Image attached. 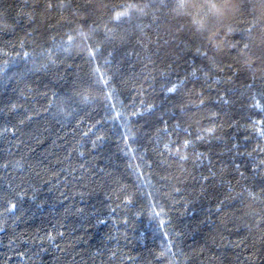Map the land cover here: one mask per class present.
Listing matches in <instances>:
<instances>
[{
    "label": "trees",
    "instance_id": "obj_1",
    "mask_svg": "<svg viewBox=\"0 0 264 264\" xmlns=\"http://www.w3.org/2000/svg\"><path fill=\"white\" fill-rule=\"evenodd\" d=\"M57 3L72 6L58 8ZM114 7L125 14L119 22L113 19ZM12 26L15 31H7ZM0 27L5 29L0 33V264H264V168L259 167L264 139L258 131L264 98L253 99L243 86L246 76H264V0H0ZM157 35L162 38L160 56L152 58L172 63L179 56L172 69L188 81L182 98L173 102L185 105L175 115L190 126L191 135H179L195 140L200 129L215 126V135L195 149L180 147L190 157L194 151L205 153L203 164L170 158L164 148L168 136L154 137L153 125L162 127L155 122L159 109L131 119L135 136L127 144L120 138L121 118L139 109L141 100L157 103L161 98L165 81L159 74L151 90H142L149 88L142 67L146 54L133 49L136 40L155 43ZM53 36L57 44L65 37L71 50H56ZM90 40L104 49L94 61L86 50ZM181 41L192 47L181 52ZM206 42L209 57L220 64L219 71L209 73L211 80L200 71L208 70V60L194 52L195 44ZM245 43L250 47L243 48ZM42 48L53 49L57 61L48 71L40 69ZM90 63L105 78L116 75L115 111L105 113L99 104L83 102L75 118L57 123L44 111L50 102L59 103L53 93L87 74ZM226 65L241 71L229 85L235 90L228 97L231 103L195 107L199 92L205 100H217L223 85L216 77L231 76ZM88 91L92 97L103 95ZM9 100L20 109L7 112ZM33 111L40 115L26 121L23 131L39 129L38 141L2 131ZM233 144L239 149L228 151ZM234 165H240L243 176ZM210 168L217 179L204 184L200 176L210 175ZM20 192L24 195L15 199ZM9 199L17 204L14 211L7 210ZM218 200L225 201L223 212L216 211ZM97 217L104 223H97Z\"/></svg>",
    "mask_w": 264,
    "mask_h": 264
},
{
    "label": "snow or ice",
    "instance_id": "obj_2",
    "mask_svg": "<svg viewBox=\"0 0 264 264\" xmlns=\"http://www.w3.org/2000/svg\"><path fill=\"white\" fill-rule=\"evenodd\" d=\"M37 5L33 4L32 7H36ZM54 5L49 3L48 7L51 8ZM58 8H64V7H71V4H64V3H57L55 5ZM87 6V5H84ZM124 7V6H120ZM117 7L113 8V11H115ZM124 13L120 11H115V16L113 19L116 22H119L122 18H124ZM19 14L17 15V17ZM29 21L34 24L35 21L32 19L31 15L28 16ZM19 22L17 18V23ZM65 23H69V21H65ZM5 29L3 27H0V33H4ZM7 31L14 32L15 26H12L11 28H8ZM110 31V29H105V37H107V33ZM231 31V29H229ZM29 35H32L33 33H28ZM65 37L68 41H71L72 37L70 33H65ZM64 38H61L59 43L57 44V37L53 36L51 37V41L53 42L54 48L59 51H70L71 49L69 47H66L64 44ZM123 39V38H121ZM161 37L159 35L156 36V41L153 43L152 41H149L148 44H145L142 39H138L135 41V45L133 46V49L140 48L142 49L145 54V60L142 61V67L144 69V83L149 85L148 89H143V91H148L153 88V82L155 80L154 74H159L160 79L164 80L165 83L161 86V98L157 103H147L144 100H141V107L137 109L134 112H131L127 117H123L120 120V125L123 128V131L120 133V138L125 144H127V141L135 136V133L131 131L129 125L131 123V119L133 118H139L145 113L152 115L156 114L159 111V114L156 115V124L162 125V127H155L154 128V137L156 140L161 139V133L168 136V142L164 144V148L168 150V154L170 158L177 159L181 161L182 163H188L190 160L193 162H199L203 164L204 160L206 159V155L203 152L194 151L193 156L190 157L185 151L183 154L180 152V147H183L185 150H187L189 147H192L195 149L196 145L201 143L205 140L207 136H214L215 135V126L209 127L207 129H200L195 140H188L183 139L179 133L183 132L185 135H191L189 131V127H184L181 124V120L179 118H176V112L179 110L181 113L185 110V105L183 103L177 104L173 101L180 100L182 98L181 90L183 89V86L188 82L187 77L181 78L175 71L172 69V63L177 62L180 57L179 56H173L172 63H169V61H165L163 57L160 58L159 63L157 60L153 59V55L159 57L160 56V43H161ZM93 41L95 44V47H93V43H88L86 46V50L88 51V59L89 61H94L95 57L98 55L99 52L104 51V49L101 48L98 41ZM163 43L166 45L169 43L168 40H164ZM207 43H199L194 45V52L196 55L200 58H204L208 60L207 71L204 70V68H201L200 71L203 72V75L206 80H211L212 77L209 75L212 71H219L220 70V64L216 63V61L209 57V50ZM23 43L21 42V47L23 48ZM243 48H249L250 45L245 43L241 45ZM178 49L183 52L185 49L192 47L189 45L186 41H181L180 44L177 45ZM230 47H234L233 45H230ZM153 49H155V52H153ZM42 58L44 59V62L40 65L41 71H48L51 67L55 66L57 61L52 56L53 49L48 48H42L41 50ZM135 56H138L139 53L136 51H133L132 53ZM24 55L26 57H29L30 54L25 52ZM107 64L108 61H105ZM159 65H163V67H160ZM228 68L229 73H231V76H226L225 78H221L219 76L216 77V82L223 85V90L217 89V100H212L210 97L205 100L204 93L199 92L197 95L201 97L199 100V103L194 105L197 108L205 107L206 104H217L219 101H223L225 104L231 103V101L228 99L229 96L233 94L235 91L233 88L229 87V85L234 84L236 81L232 79V77H240L241 71L239 68H234L232 65H226ZM195 69L193 70V75H195ZM117 72H119V69H117ZM106 73H101L99 71V67H93L90 63L89 65V72L83 76H77L73 83L67 85L63 92H54L53 96L59 98V103L56 104L54 101L50 102V106L45 109L44 111L48 116H50L53 120H56L57 123H60L61 120L65 117H73L75 118V115L77 113V109L82 105L83 102L91 101L92 103H97L100 105L101 109L105 111H115L114 104L111 100V97L115 95L118 92V88L116 85V75L113 74L112 76H109L105 78ZM175 76V80L173 81L172 77ZM27 76L24 74H21V79H26ZM245 84L243 85L244 88L249 90L253 94V99H255L256 96H260L261 98H264V76H261L259 79H257L255 76H246L245 77ZM98 89L100 92L103 93L102 96L98 97H92L91 93L88 91V89ZM28 91H32L31 89H27ZM211 91V89H208ZM44 95V94H42ZM183 95L188 96V93H183ZM169 97H173L174 99H169ZM23 98V97H21ZM167 106V107H166ZM21 105L15 103L12 100H9L8 105L6 106L7 112H16L20 109ZM53 108H55V111H53ZM166 113H170L172 115V119H165V117H168ZM40 115L39 112L33 111L32 115H25L23 119H18L16 124L11 127H4L2 129L5 133H11L13 135L19 133L21 136L27 135L30 140H39V135L41 134L39 129H35L32 133H25L23 131V128L25 126L26 121H31L34 118H38ZM117 117H121L122 114L117 112ZM60 119H57V118ZM213 118H218L216 116V113L213 112ZM251 119V118H250ZM169 120H171V124L169 123ZM257 121H253V126ZM259 123L262 125L258 129L259 131V137L261 139H264V120L259 121ZM95 127V126H93ZM175 135V139H172V136ZM104 137H97V141H103ZM97 141H92V147L96 148L98 146ZM221 143H225L223 138H220ZM24 141L20 140L18 141V144H23ZM176 145V151L172 152L170 150V145ZM79 147H83V144H80ZM240 147L239 144H233L228 151L232 150H238ZM262 153H264V149H260ZM80 155H84L83 152L80 153ZM194 157V160H193ZM208 163L211 164V161L208 160ZM20 168L24 167L23 163H18L17 165ZM237 171V174L243 176L242 173L239 172L240 165H234ZM83 167V166H81ZM259 167L264 168V161H261ZM102 171V170H101ZM181 171H185L183 168H181ZM210 175H203L201 174L200 180L204 184H208L210 181H215L217 179V172L213 171L211 168L209 169ZM221 182L224 183L223 179H221ZM176 191H179V189H176ZM24 195V192H20L17 196H15V199H18L19 197H22ZM83 195V193L81 194ZM128 202H131V197L125 198ZM227 198H225L226 200ZM222 204H225V201H217V212H223L224 208L221 206ZM226 206V204H225ZM17 208V204L12 202L11 199L8 201V211H14ZM83 212V209L80 210ZM97 223L102 224L104 223L103 220H100L99 217H97ZM49 239H52V237H49ZM171 243V241H169ZM170 250H165V252H161V256H165L167 252H170Z\"/></svg>",
    "mask_w": 264,
    "mask_h": 264
}]
</instances>
